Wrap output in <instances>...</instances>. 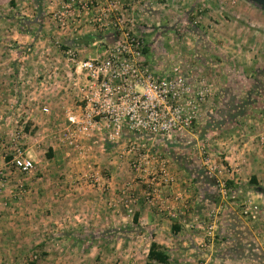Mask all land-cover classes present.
Listing matches in <instances>:
<instances>
[{"label": "crops", "instance_id": "crops-1", "mask_svg": "<svg viewBox=\"0 0 264 264\" xmlns=\"http://www.w3.org/2000/svg\"><path fill=\"white\" fill-rule=\"evenodd\" d=\"M167 8L154 3L156 31L145 34L144 57L150 68L159 72V78L166 76L167 61L154 62L152 48H169L164 41L170 34L159 33V21L161 27L172 29L182 17L175 14L171 18L168 13L172 9ZM37 18L38 14L32 20ZM169 20L174 22L169 24ZM202 29L212 41V28ZM25 30H17L13 37L34 32ZM87 35L96 39L92 33ZM98 50L78 48V56L85 59ZM14 51L0 48V58L10 55L16 61L6 58L0 62L4 65L0 71L7 69L0 74V89L3 100L16 99L20 106L6 104L2 114L8 118L16 113L38 117V132L43 134L28 148L37 169L26 181L34 194L24 197L13 214L19 226L49 229L54 236L48 234V245L70 240L72 250L83 245L79 258L90 264H146L153 241L164 246L169 255L165 264H239L249 247L253 252L256 247L264 249L259 237L264 225L257 227L246 215L248 210L225 200L226 190L239 189L244 181L254 178L264 185V154L257 144L244 138L236 142L234 135L226 137L224 132L205 142L197 129L158 136L132 131L124 124L117 133L101 119L91 135L78 140L80 147H73L58 135L69 125V112H79L84 104L67 76V56L59 48ZM29 100H37L38 105L29 104ZM202 149H210L212 158L201 154ZM138 156L144 160L141 170L131 166ZM162 167L171 181L161 173ZM203 171L212 173L208 175L211 180L205 172L201 175ZM249 191L250 187L244 188L238 195L242 199ZM250 211L254 216L255 211ZM78 226L88 230L78 232ZM49 250L44 258L56 260V252ZM63 254L60 252V257Z\"/></svg>", "mask_w": 264, "mask_h": 264}, {"label": "rangeland", "instance_id": "rangeland-1", "mask_svg": "<svg viewBox=\"0 0 264 264\" xmlns=\"http://www.w3.org/2000/svg\"><path fill=\"white\" fill-rule=\"evenodd\" d=\"M56 1L54 6V0H0V48H13V51L15 48H59L67 56V48H98V53H102L106 48L127 44L130 48H141V52L136 55L137 60L159 78V72L150 68L144 57L145 34L156 31L153 28L156 20L154 3L166 4V8L169 6L175 10L169 11L171 18L175 14L182 17L177 22H167H174L172 29L161 27L162 22L159 21V33L161 30L170 32L164 41L169 44V48H152L154 62L166 60L165 77L181 76L189 87L187 94L180 97V104L186 111L194 110L197 113L188 129L199 130L198 135L205 142L213 139L218 132H224L226 137L234 135L236 142H241L242 138L248 139L257 144L260 153L264 154L263 8L249 0H117L105 19L98 22L96 19L101 15L100 8H106L109 0H99V4H93L89 11L80 9L78 5H70L71 0ZM36 14L37 20H32ZM156 14L159 15L160 11ZM52 16L51 22L49 20ZM87 17L88 20L85 19ZM201 26L206 31L212 28V41L206 39L208 34L204 33ZM199 28L200 34L197 33ZM28 29L34 32L27 37H13L17 30ZM89 33L96 36L95 44H92L94 39L90 44L87 43L89 45L79 41L80 37ZM15 54L14 51L12 57ZM6 58L9 59L10 55L0 58V62ZM10 60L16 62L12 58ZM4 71L1 70L0 74L4 75ZM14 88L13 86V91ZM2 91L1 88L0 264H90L79 258L83 245L79 244L73 250L71 240L59 245L50 242L48 245L46 241L51 232L49 229H34L28 225L23 229L19 226V221H13L16 219L13 214L22 206V199L29 193L34 194V188L26 181L37 166L30 174L10 171L6 165L9 141L18 135L19 140L29 148L43 134L38 132V117L17 113L9 118L3 116L1 109L4 105L17 108L20 102L16 99L10 102L3 100ZM29 102L31 105H38L37 100ZM46 143L47 141L45 146ZM209 151L211 150L202 149L201 154L212 158V152ZM206 174L212 176L208 171ZM20 180L24 184L23 188L19 187ZM248 187L251 191L241 199L238 194ZM263 188V184L258 183L256 186L247 180L241 188L227 190L225 200L248 210L246 215L260 227L264 225ZM244 199L245 204L242 205ZM250 210L255 211V217ZM76 230L82 233L88 229L78 226ZM259 237L263 239L264 247V230ZM42 245L50 249V252H56L57 261L44 258L47 251ZM250 248L246 251L247 257L239 264H264V249L259 247V251L256 247L253 252ZM94 250L97 252L96 247ZM60 252H64L61 257Z\"/></svg>", "mask_w": 264, "mask_h": 264}, {"label": "built area", "instance_id": "built-area-1", "mask_svg": "<svg viewBox=\"0 0 264 264\" xmlns=\"http://www.w3.org/2000/svg\"><path fill=\"white\" fill-rule=\"evenodd\" d=\"M99 2L71 0L69 3L89 11L93 4ZM117 2L109 0L106 8H100L101 15L96 20L99 22L105 19ZM140 52L141 48L119 44L106 48L102 53L80 59L78 48L66 49L69 63L67 76L76 85L84 104L79 112H69V125L65 132L58 134L62 140L79 148L78 140L82 136L91 135L101 119L108 122L117 133L122 131L124 124L132 131L158 136L183 133L191 126L197 113L194 110L186 111L180 104V97L189 90L185 80L181 76L155 77L147 66L137 60L136 55ZM43 110L49 111L48 106H43ZM19 137L17 135L9 141L6 165L10 171L30 174L35 170L36 162ZM143 162V158L138 156L131 160V166L141 170ZM161 173L167 181L173 179L164 167ZM19 187H24L21 180Z\"/></svg>", "mask_w": 264, "mask_h": 264}, {"label": "trees", "instance_id": "trees-1", "mask_svg": "<svg viewBox=\"0 0 264 264\" xmlns=\"http://www.w3.org/2000/svg\"><path fill=\"white\" fill-rule=\"evenodd\" d=\"M249 1L264 9L263 6L257 4L256 2H253L251 0H249ZM92 37H93L92 35H84V36L80 37L79 41L82 42V43L87 44L89 42L90 38L92 40ZM204 172L205 171H203V173H201V175L204 174ZM207 176H206V178L211 180L212 177H209V176L207 177ZM250 183H252V184H254L256 186L258 185V183L256 182V180L254 178H252L250 180ZM163 239H165V238H163ZM168 261H169V255L167 254L164 246H162L159 243L153 241L151 243V245H150V249H149V253H148V260H147L146 264H165Z\"/></svg>", "mask_w": 264, "mask_h": 264}, {"label": "water", "instance_id": "water-1", "mask_svg": "<svg viewBox=\"0 0 264 264\" xmlns=\"http://www.w3.org/2000/svg\"><path fill=\"white\" fill-rule=\"evenodd\" d=\"M264 7V0H251Z\"/></svg>", "mask_w": 264, "mask_h": 264}]
</instances>
